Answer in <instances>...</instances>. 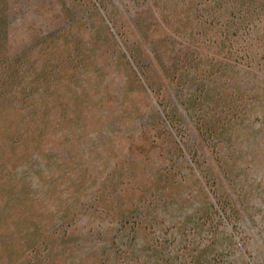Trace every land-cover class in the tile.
<instances>
[{
  "label": "rangeland",
  "instance_id": "1",
  "mask_svg": "<svg viewBox=\"0 0 264 264\" xmlns=\"http://www.w3.org/2000/svg\"><path fill=\"white\" fill-rule=\"evenodd\" d=\"M0 264H264V0H5Z\"/></svg>",
  "mask_w": 264,
  "mask_h": 264
},
{
  "label": "trees",
  "instance_id": "2",
  "mask_svg": "<svg viewBox=\"0 0 264 264\" xmlns=\"http://www.w3.org/2000/svg\"><path fill=\"white\" fill-rule=\"evenodd\" d=\"M8 19L7 4L0 0V103L23 83L26 69L8 55Z\"/></svg>",
  "mask_w": 264,
  "mask_h": 264
}]
</instances>
